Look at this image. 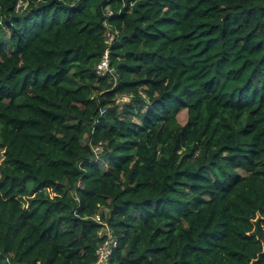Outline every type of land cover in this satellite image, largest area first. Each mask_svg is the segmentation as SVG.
Listing matches in <instances>:
<instances>
[{"label":"trees","instance_id":"16d2710c","mask_svg":"<svg viewBox=\"0 0 264 264\" xmlns=\"http://www.w3.org/2000/svg\"><path fill=\"white\" fill-rule=\"evenodd\" d=\"M20 1L0 0V264H97L109 234L108 264H264V0Z\"/></svg>","mask_w":264,"mask_h":264},{"label":"built area","instance_id":"2783aa9c","mask_svg":"<svg viewBox=\"0 0 264 264\" xmlns=\"http://www.w3.org/2000/svg\"><path fill=\"white\" fill-rule=\"evenodd\" d=\"M22 3L23 1L21 0L18 6H20ZM105 14L107 16L105 24L107 25L108 28L104 34L105 43H106L104 55H103L102 61L97 65V70H98V73L100 74V77L109 76L113 72V69L111 68V65H110L111 63L110 56L112 52L113 43L116 41L120 33V29L117 28V26H115L114 27L115 29H114L112 25L110 24V17L114 16L115 11L112 8L107 7ZM130 99H131V96L125 94V95L120 96L118 101L126 102V101H129ZM97 219L98 220L101 219L99 214H97ZM106 226L108 227V224H106ZM116 245H117V240L115 238L113 239L112 235L109 234V239L103 242L97 249V254L99 256L97 264H108L109 257Z\"/></svg>","mask_w":264,"mask_h":264},{"label":"rangeland","instance_id":"374dc122","mask_svg":"<svg viewBox=\"0 0 264 264\" xmlns=\"http://www.w3.org/2000/svg\"><path fill=\"white\" fill-rule=\"evenodd\" d=\"M118 100V99H117ZM178 119H179V122L184 124L187 122V119H188V112H187V109L183 108L181 109V111L179 112V115H178ZM101 150V145H99L97 148H96V151L99 152ZM0 158H1V154H0ZM107 167V166H106ZM243 174H245V170H240Z\"/></svg>","mask_w":264,"mask_h":264},{"label":"clouds","instance_id":"9594fccd","mask_svg":"<svg viewBox=\"0 0 264 264\" xmlns=\"http://www.w3.org/2000/svg\"><path fill=\"white\" fill-rule=\"evenodd\" d=\"M114 15H115V14H114ZM112 17H113V16H112ZM119 35H120V33H119ZM119 35H118V37H119ZM118 37H117V38H118ZM116 40H117V39H116ZM114 43H115V42H114ZM114 43H113V45H114ZM124 95H125V94H124ZM120 96H122V95H119V96H118V99L120 98ZM129 101H130V100H129ZM129 101H126V102H129ZM120 103H124V102H120Z\"/></svg>","mask_w":264,"mask_h":264}]
</instances>
